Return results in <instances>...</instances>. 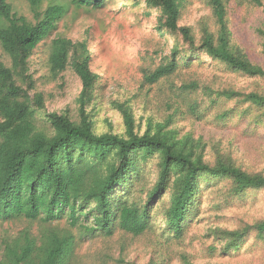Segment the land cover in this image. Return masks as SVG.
<instances>
[{
  "label": "trees",
  "instance_id": "16d2710c",
  "mask_svg": "<svg viewBox=\"0 0 264 264\" xmlns=\"http://www.w3.org/2000/svg\"><path fill=\"white\" fill-rule=\"evenodd\" d=\"M108 0H73L78 7L102 8ZM138 3L142 0H136ZM158 10L157 30L181 36L170 55L154 69H147L143 84H155L191 68L201 53L222 64L230 72L247 78H264V66L253 61L233 39L228 0H210L214 26L201 25L198 37L190 25L180 24V0H144ZM262 8L263 0H250ZM34 21L13 11L9 0H0V44L12 61L0 58V221L25 219L38 222L40 234L29 227L2 240L0 264H71L78 236H112L120 229L135 237L160 228L154 225L153 204L167 191L169 201L163 210L168 238H182L200 210L205 188L213 181L228 182L229 201L237 202L250 191H264V173L238 164L220 149L215 159H205V144L193 133L181 134L170 127L176 115L201 119L205 111L191 93L201 92L220 109L215 120L225 123L234 117L246 118L254 129L264 127V89L213 87L196 79L174 85L180 92L181 107L162 122L149 118L146 128L136 123L135 110L128 101L116 102L123 133L98 132L96 124L82 112L74 121L65 113L46 116L50 128L40 126L38 113L44 106L29 73V58L36 46L49 37L65 14V6L50 4L40 10L41 0H29ZM257 32L264 53V19ZM92 53L88 40L74 41L57 36L52 39L49 58L54 77L71 67L80 77L82 98L98 87L101 76L91 69ZM27 85L24 87L22 83ZM173 99H170V107ZM157 158V176L146 199L134 197L144 165ZM206 186V187H205ZM64 220V221H63ZM218 244L210 250L230 254L254 236L264 241V216L243 220L235 228L209 229ZM184 264H194L182 254ZM129 264H135L131 262ZM148 264H169L153 256Z\"/></svg>",
  "mask_w": 264,
  "mask_h": 264
},
{
  "label": "rangeland",
  "instance_id": "374dc122",
  "mask_svg": "<svg viewBox=\"0 0 264 264\" xmlns=\"http://www.w3.org/2000/svg\"><path fill=\"white\" fill-rule=\"evenodd\" d=\"M9 1L14 12L34 21L29 0ZM180 1V24L192 26L198 37L202 24L214 26L210 0ZM228 1L234 41L253 61L264 66L261 38L257 32L264 19L262 8L254 6L250 0ZM52 3L65 6V14L58 21L57 28L36 46L29 58V73L35 82L31 93H40L44 98V106L37 115L40 126L50 128L46 120L48 113H65L79 121L84 111L95 122L98 132L123 133V118L115 104L128 101L135 110L137 125L144 130L149 118L154 122L165 121L174 108L181 107L180 92L173 89L174 85L191 79L213 87L264 89V78L236 75L202 53L191 68H183L155 84H143V73L163 63L175 42L181 40V36L174 32L162 34L157 30V9L148 8L144 0L139 3L136 0H108L98 9L78 7L73 0H41L40 10L44 11ZM0 24L6 26L7 22L0 18ZM57 36L74 41L88 40L92 53L91 69L101 78L98 87L84 99L81 79L71 67L57 77L51 73L52 39ZM0 58L7 66L12 65L1 44ZM22 85L27 87L25 83ZM191 97L201 104L204 116L199 120L179 113L170 127L178 129L181 134L191 132L195 138H202L204 156L210 162L214 161L218 148L244 168L264 173V127L254 129L246 118L239 117L220 123L214 117L220 107H215L201 92L191 93L187 98ZM157 161L153 158L145 163L134 197L146 199V193L157 176ZM225 187H228L227 181L217 180L205 188L200 210L182 238L170 239L168 232H162L168 191L151 208L154 225L160 228L161 235L155 230L135 237L117 229L112 236L106 237L74 230L78 244L71 264H148L153 256L163 258L169 264H184L182 254L191 258L194 264H264V241H256L254 236L240 250L230 254L210 250L218 244L209 235L210 228H235L243 220L253 221L264 216V191H250L234 202L228 201ZM25 227L36 234L41 232L38 222L31 224L25 219L0 221V257L2 240L15 236Z\"/></svg>",
  "mask_w": 264,
  "mask_h": 264
}]
</instances>
